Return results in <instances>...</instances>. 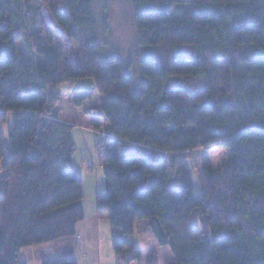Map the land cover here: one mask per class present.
Instances as JSON below:
<instances>
[{"label": "trees", "instance_id": "obj_1", "mask_svg": "<svg viewBox=\"0 0 264 264\" xmlns=\"http://www.w3.org/2000/svg\"><path fill=\"white\" fill-rule=\"evenodd\" d=\"M130 1L144 47L139 87L131 64L100 60L94 0H0V264H27L23 248L73 238L85 219L64 112L100 113L110 126L96 206L119 259L140 261L132 237L144 222L170 248L167 264H264V0ZM84 79L92 90L38 86ZM216 147L230 159L204 164L197 191L182 155ZM171 161L180 190L168 185Z\"/></svg>", "mask_w": 264, "mask_h": 264}, {"label": "rangeland", "instance_id": "obj_2", "mask_svg": "<svg viewBox=\"0 0 264 264\" xmlns=\"http://www.w3.org/2000/svg\"><path fill=\"white\" fill-rule=\"evenodd\" d=\"M94 15L97 21V30L94 40L101 45L100 60L110 61L114 58L120 59L126 64H131V74L136 87L142 82L141 65L144 58V47L142 38L136 29V9L130 0H94ZM90 38V37H89ZM84 40H92L91 38ZM22 54H27L23 41L18 43ZM183 54L187 59L194 58V52L190 46L183 47ZM205 83L204 77L197 78L189 84V89H197ZM175 85L170 80L165 84ZM38 86L45 87L48 91L55 93L68 91H90L94 87L93 79L74 80L63 82L57 86L39 83ZM77 115H67L64 120L71 123L64 131L68 133L73 141V168H75L83 178L84 201L83 205L87 213V218L99 214V221L102 231L105 226H109V214L97 210L96 197L106 191V167L104 164L105 143L111 138L110 126L105 122L100 113L86 115L78 112ZM99 120L102 125L99 130L92 127V120ZM69 124V123H68ZM70 125V124H69ZM8 125L4 127L7 135ZM64 133V132H63ZM61 133L62 137L64 136ZM61 138V137H60ZM184 159H188L191 176L197 191H199L198 171L208 163L214 168H219L230 159L231 152L227 148L196 149L192 153H186ZM170 188L180 190L182 187V174L180 165L170 162ZM3 209L0 202V223L2 222ZM106 216V217H105ZM195 216H198L196 212ZM107 218V221L106 219ZM107 222V223H106ZM144 227L140 231L143 233ZM152 233L138 235L135 234L134 242L138 249L142 251L143 259L147 261L157 250H163L161 255L172 254L169 247H160ZM118 259L117 264H122ZM131 264H140V261H132Z\"/></svg>", "mask_w": 264, "mask_h": 264}, {"label": "crops", "instance_id": "obj_3", "mask_svg": "<svg viewBox=\"0 0 264 264\" xmlns=\"http://www.w3.org/2000/svg\"><path fill=\"white\" fill-rule=\"evenodd\" d=\"M76 113L78 112H64L60 115L59 121L67 125L68 123L71 124L73 122H68L64 120V118L68 117L67 115H77ZM1 206L3 209L2 202ZM87 217L85 211V219L77 225V235L75 237L23 248L20 252L21 260L27 264H43L46 260L53 261L64 258H75L77 264H117L119 258L115 255L113 250V242L117 233H115L112 228L110 217L108 219L110 224L109 226H105L104 231H102L99 223L101 219L99 214L92 215L89 218ZM105 219L107 221V218ZM1 224L2 222L0 223V228ZM141 226L145 229L143 233L140 231ZM136 233L142 235L150 234L151 232L144 222H140L137 226ZM134 237L135 235L132 237L133 241ZM136 250L141 253L140 264H148L150 258L145 261L142 251L138 249L137 245ZM162 251L163 250H157L153 253L158 257V264L173 262V255L167 254L163 256L161 255ZM122 262V264H131V261L126 263L127 260H122Z\"/></svg>", "mask_w": 264, "mask_h": 264}, {"label": "built area", "instance_id": "obj_4", "mask_svg": "<svg viewBox=\"0 0 264 264\" xmlns=\"http://www.w3.org/2000/svg\"><path fill=\"white\" fill-rule=\"evenodd\" d=\"M3 174H4L3 166L0 163V176H2ZM116 238H117V236H116Z\"/></svg>", "mask_w": 264, "mask_h": 264}]
</instances>
